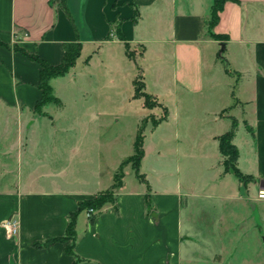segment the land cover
<instances>
[{
    "label": "crops",
    "instance_id": "crops-1",
    "mask_svg": "<svg viewBox=\"0 0 264 264\" xmlns=\"http://www.w3.org/2000/svg\"><path fill=\"white\" fill-rule=\"evenodd\" d=\"M212 3L213 0H0V104L4 106L32 110L42 97L41 65L15 50L16 44L51 64L63 60L65 43L81 44L75 65L50 81L54 95L63 104L55 83L79 76L78 82L83 85L93 65L111 83H115V75L134 67L142 73L154 67L160 81L169 70L170 84L178 95L203 92L209 86L217 88L220 84L213 79L216 70L226 77L221 84L231 99L212 121L217 128L211 133L216 154L194 144L182 153L176 146L179 166L181 158L211 163L207 176L185 181L181 176L170 179L169 170L160 164L154 177L143 172L146 181L136 176V180L127 182L125 175L122 186L115 191L114 203L105 205L93 221L86 210L79 214L75 251L85 259L80 264H181L187 258L184 231L189 220L193 221V204L200 197H227V193L213 195L210 191L228 187V173L219 170L218 137L232 127L233 118L229 116H235L237 121L233 138L239 150L237 166L253 175L254 185L262 189L264 0L226 1L214 26V32L229 36L223 56L237 76L227 73L218 60L223 41L207 32ZM125 42L134 50L141 48L138 57L128 56ZM80 61L82 65L78 66ZM143 77L146 90V76ZM149 93L159 100L158 95ZM234 101L231 115L220 116ZM64 154L57 151L52 155L51 149L47 155L50 163L59 164L61 170L50 175L19 176L16 190L0 191V264H72L74 256L67 253L64 242L47 246L35 243L64 235L69 215L78 208L79 201L111 188L116 170L128 157L107 174L108 179L105 171L96 168L94 177L85 173L74 181L66 177L72 160ZM21 155L22 152L19 162ZM18 170L21 171L20 164ZM83 212L85 219L81 218ZM13 214L19 220L15 234L3 225Z\"/></svg>",
    "mask_w": 264,
    "mask_h": 264
},
{
    "label": "rangeland",
    "instance_id": "rangeland-1",
    "mask_svg": "<svg viewBox=\"0 0 264 264\" xmlns=\"http://www.w3.org/2000/svg\"><path fill=\"white\" fill-rule=\"evenodd\" d=\"M114 33L121 38L116 30ZM140 50L129 46L133 57H138ZM86 56L87 52L81 60ZM218 60L223 64L221 57ZM81 65L80 61L78 66ZM230 68L234 72L233 66ZM90 74L83 85L78 82L79 76L72 77V81L68 77L55 83L64 104L57 96V101L32 110L0 104V191L16 190L19 176L50 175L61 170L59 164H52L47 158L51 149L52 155L58 151L71 157L67 178L78 181L85 173L94 177L97 168L105 171V179H108L107 174L117 168L123 158L134 153L136 135L143 122L145 154L140 166L142 173L154 177L155 168L160 164L169 170L167 176L170 179L181 176L185 181L207 176L211 163L181 158L179 166L176 146L182 153L194 144L216 154L211 140V133L217 130L212 122L213 116L231 99L222 86L226 78L222 71L216 70L213 75L220 84L217 88L209 86L203 92L178 95L170 84L172 73L169 70L160 81L154 67L148 68L147 73H143L146 90L158 95L160 100L152 97L149 108L144 107L143 97L133 98V79L139 74L136 67L128 69L125 74L115 75L112 80L115 83H111L97 65L91 67ZM160 102L170 110V116L168 121L153 130V120L164 115ZM235 105L234 101V105L227 107L220 116L231 115ZM229 117L235 119V116ZM20 152L22 158L19 162ZM220 162V172L228 173V187L210 193H227V197H200L199 205L193 204L194 218L189 220L184 231L187 258L181 264H264V199L259 197V189L254 185L256 180L237 166L241 171L239 176L235 163H226L223 154ZM121 164L115 175L122 168V181L125 175L127 182L136 180L132 163L124 159ZM187 205L188 201L184 206ZM197 207L201 208V213ZM81 218H86L85 212ZM189 238L192 241H188Z\"/></svg>",
    "mask_w": 264,
    "mask_h": 264
},
{
    "label": "trees",
    "instance_id": "trees-1",
    "mask_svg": "<svg viewBox=\"0 0 264 264\" xmlns=\"http://www.w3.org/2000/svg\"><path fill=\"white\" fill-rule=\"evenodd\" d=\"M65 0H62L64 2ZM228 0H213L211 10H210V18L207 21V32L208 34L215 38L219 39L223 42H225L227 39H229V36L227 34H221L214 32V26L218 23L220 19V12L222 11L224 4ZM231 1H238V0H231ZM122 38V35H121ZM0 44L2 42L0 41ZM125 47L128 56L133 57L129 53V43L125 42ZM13 48L17 51H21L24 54H26L30 59L37 61L41 65V73H40V83L39 86L42 89V97L38 101L36 107L40 108L44 105H46L48 102L51 101H57L58 98L53 93V88L50 83L52 78L63 76L65 75L72 66L75 65L77 58L80 56L81 53V44L79 42H68L64 44V57L63 60L58 64H51L44 58H42L39 54L30 52L27 49L20 47L19 45H14ZM225 49V48H224ZM224 52V51H223ZM223 59V65L224 69L227 73L233 74L234 72L231 70L227 59L224 56L219 55ZM135 97H143L144 98V107L149 108L150 105V99L154 97V99H157L156 96H153L149 92L145 90V82L142 70H139V74L137 75L135 81ZM233 96L235 97V87L232 91ZM164 108V115L159 117L158 119L153 120V126H158L161 122L165 121L168 118L169 111L166 106H163ZM236 127H237V121L233 118V124L232 127L221 134L218 137L219 141V149L221 154L225 157V162L229 163L232 162L235 163L236 172L239 176H241V171L237 167V159L239 156V150L237 146L233 142V138L236 134ZM144 130H145V123L140 126L138 133L136 135L135 143H134V153L126 158V161L132 163V168L135 170L136 176L142 180L146 181V176L144 173L140 172V165L142 158L144 156ZM124 163L121 164V167ZM122 168H120L119 172L115 175V181L114 186L112 189L107 191H102L98 193L96 196L88 199L80 200L78 203V208L75 211H72L69 215V224L67 226L66 233L62 236H57L53 238H49L43 242H36L35 244L38 246H47L50 244H53L57 241L64 242L65 249L68 254H71L74 256V261L72 264H80L85 259L82 258L79 254L76 253L75 247L77 242V219L79 214L86 210L87 212L90 209L95 210L96 212L92 213L89 217L91 221H93L96 217V215L102 210V208L105 205L114 203L115 201V189L122 186ZM148 205H150V198L148 196L147 198Z\"/></svg>",
    "mask_w": 264,
    "mask_h": 264
},
{
    "label": "built area",
    "instance_id": "built-area-1",
    "mask_svg": "<svg viewBox=\"0 0 264 264\" xmlns=\"http://www.w3.org/2000/svg\"><path fill=\"white\" fill-rule=\"evenodd\" d=\"M259 197L264 199V188L259 190ZM94 212H96V211L93 209H90L87 212L88 217H90V215ZM3 225L7 227L9 233L15 234L19 228V220H18L17 216L15 214H13L6 222H3Z\"/></svg>",
    "mask_w": 264,
    "mask_h": 264
},
{
    "label": "water",
    "instance_id": "water-1",
    "mask_svg": "<svg viewBox=\"0 0 264 264\" xmlns=\"http://www.w3.org/2000/svg\"><path fill=\"white\" fill-rule=\"evenodd\" d=\"M224 48H225V42H221V49L219 51V55L223 56ZM261 187L264 188V185L262 182H261Z\"/></svg>",
    "mask_w": 264,
    "mask_h": 264
}]
</instances>
